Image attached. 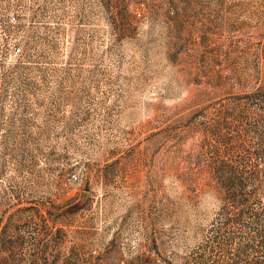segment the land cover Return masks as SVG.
I'll return each mask as SVG.
<instances>
[{"label": "rangeland", "instance_id": "obj_1", "mask_svg": "<svg viewBox=\"0 0 264 264\" xmlns=\"http://www.w3.org/2000/svg\"><path fill=\"white\" fill-rule=\"evenodd\" d=\"M0 264H264V0H0Z\"/></svg>", "mask_w": 264, "mask_h": 264}]
</instances>
